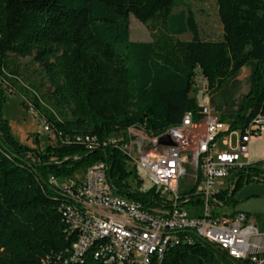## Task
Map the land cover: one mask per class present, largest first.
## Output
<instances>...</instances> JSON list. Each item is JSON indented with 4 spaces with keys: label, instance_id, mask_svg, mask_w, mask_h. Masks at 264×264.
Here are the masks:
<instances>
[{
    "label": "trees",
    "instance_id": "16d2710c",
    "mask_svg": "<svg viewBox=\"0 0 264 264\" xmlns=\"http://www.w3.org/2000/svg\"><path fill=\"white\" fill-rule=\"evenodd\" d=\"M213 1L217 41L200 37L188 7L173 13L176 0H0V103L3 86H12L7 74L16 75L8 57H32L47 90L41 97L32 90L31 105L56 137L30 149L0 120V264H103L92 248L70 260L76 232L61 214L68 201L49 177L74 178L102 162L115 194L141 208L161 203L153 188L139 190L135 169L115 149L88 151L60 138L102 139L130 126L156 135L185 112L196 119L200 106L190 96L196 71L203 90L220 91L226 101L239 70L248 67L247 91L219 119L231 131L264 117V0ZM129 16L146 27L150 41L129 40ZM187 33L188 41L176 38ZM251 179L264 182L260 162L232 173L217 197L230 206L233 193ZM150 264L250 263L181 235Z\"/></svg>",
    "mask_w": 264,
    "mask_h": 264
},
{
    "label": "built area",
    "instance_id": "2783aa9c",
    "mask_svg": "<svg viewBox=\"0 0 264 264\" xmlns=\"http://www.w3.org/2000/svg\"><path fill=\"white\" fill-rule=\"evenodd\" d=\"M199 106L196 119L185 112L177 124L156 135L130 126L102 139L89 135L60 138L61 143H76L88 151L115 149L135 169L139 190L145 189L146 182L161 201L158 206L141 208L115 194L102 162L87 167L80 177H49L48 183L68 201L61 214L76 232L70 260L80 259L92 248L93 257L103 264H150L181 235H193L234 260L264 264L255 222L243 212H219L223 202L217 197L228 188L232 173L251 164L249 141L264 131V117L257 115L242 130L229 131L228 124L210 108ZM41 125L54 141L50 127L43 121ZM232 135L237 136L235 148ZM184 177L187 185L179 188Z\"/></svg>",
    "mask_w": 264,
    "mask_h": 264
},
{
    "label": "rangeland",
    "instance_id": "374dc122",
    "mask_svg": "<svg viewBox=\"0 0 264 264\" xmlns=\"http://www.w3.org/2000/svg\"><path fill=\"white\" fill-rule=\"evenodd\" d=\"M180 3L172 10L173 13L188 7L194 14L198 25L200 37L204 40L217 41L221 38V29L217 21L215 13V4L213 0H176ZM129 40L132 42H148L150 41L149 32L145 26L129 16ZM181 41H188L190 35L183 34L176 36ZM8 69L14 70L16 75L7 74L8 78H12L11 88L3 86V99L0 103V120H2L7 128L11 138L19 145L30 149L41 150L48 142L47 135L42 130L41 116L34 112L31 105L32 90L37 96L46 93L47 84L43 78L41 70L32 61V57L15 58L8 57ZM8 72V71H7ZM249 73L248 67L239 70L235 77L237 82L235 88L229 91V98L224 101L221 92H205L202 88V80L196 71L194 88L190 96L196 99L198 105H205L211 109L212 113L219 118L220 115H227L228 112L234 110L236 103L241 95L247 91ZM197 86V87H196ZM25 88L26 92L20 91ZM35 114V115H34ZM231 146L236 147L237 136L232 135ZM242 163L245 160H240ZM249 162H260L264 168V131L258 136H252L249 143ZM78 177L82 174H77ZM187 185V178L179 180V188ZM190 186H187L189 188ZM144 188H150L145 182ZM234 202L227 205L223 204V208L219 212H228L229 209L242 211L250 215L254 219L255 215H259L260 229L264 230V182L254 179L243 182L242 185L233 193Z\"/></svg>",
    "mask_w": 264,
    "mask_h": 264
},
{
    "label": "crops",
    "instance_id": "0c3cea01",
    "mask_svg": "<svg viewBox=\"0 0 264 264\" xmlns=\"http://www.w3.org/2000/svg\"><path fill=\"white\" fill-rule=\"evenodd\" d=\"M249 143H250V141H249ZM261 169L264 170V168L262 166H261ZM228 212L229 213H233V212H242V211H238V210H235V209H229ZM243 213H245V212H243ZM245 214L249 217L250 220L255 222L256 227H257V231H258V233L260 235V238H259V249L260 250H264V230L260 229V224H259V222L261 220V217L259 215H255L254 219H252L250 217V215H248L247 213H245Z\"/></svg>",
    "mask_w": 264,
    "mask_h": 264
},
{
    "label": "water",
    "instance_id": "95a60500",
    "mask_svg": "<svg viewBox=\"0 0 264 264\" xmlns=\"http://www.w3.org/2000/svg\"><path fill=\"white\" fill-rule=\"evenodd\" d=\"M166 143H169V141H168V140H166Z\"/></svg>",
    "mask_w": 264,
    "mask_h": 264
}]
</instances>
